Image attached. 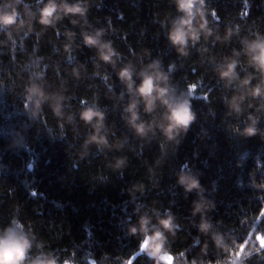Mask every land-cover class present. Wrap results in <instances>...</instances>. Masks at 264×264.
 I'll list each match as a JSON object with an SVG mask.
<instances>
[{
	"label": "trees",
	"instance_id": "16d2710c",
	"mask_svg": "<svg viewBox=\"0 0 264 264\" xmlns=\"http://www.w3.org/2000/svg\"><path fill=\"white\" fill-rule=\"evenodd\" d=\"M46 3L0 0V8L9 4L20 14L16 23L0 29V228L19 219L35 236L30 255L53 252L61 264H154L139 251V234L129 235L128 229L145 213L155 224L153 210L161 215L170 210L180 225L168 235L173 264L177 259L231 264L239 251L233 241L247 242L244 251H251L248 259L241 255L243 264H264V249L260 255L251 248L259 246L257 235L264 237V100L246 99L241 114H230L224 98L235 90L226 89L214 71L241 48V37L264 34V0H206L209 12L215 11L207 15L208 26L221 40L202 37L187 57L167 40L177 15L171 0H86V22L66 16L51 26L39 23ZM235 27L239 36L225 42L226 30ZM99 29L120 53L115 66L99 61L96 49L83 43L82 33ZM67 33L74 34L71 41ZM157 59L165 71L175 65L170 75L178 91L206 89L203 101H191L196 119L178 143L164 140L158 130L138 137L122 118L128 97L117 72L126 64L139 71ZM33 85L49 97L39 111L28 98ZM58 97L64 98L59 117L50 107ZM91 106L105 113L111 147L86 143L93 129L79 114ZM142 108V120H160L161 110L149 115ZM250 114L258 117V133L246 137L241 133ZM118 159L125 164L116 169ZM182 170L199 179L201 194L213 205L206 215L226 248L198 231L200 216L191 212L199 197L177 184ZM139 185L143 191H133Z\"/></svg>",
	"mask_w": 264,
	"mask_h": 264
},
{
	"label": "clouds",
	"instance_id": "9594fccd",
	"mask_svg": "<svg viewBox=\"0 0 264 264\" xmlns=\"http://www.w3.org/2000/svg\"><path fill=\"white\" fill-rule=\"evenodd\" d=\"M175 6L177 15L170 22L167 32V40L181 57L189 55V49L196 47L201 38L205 41L214 36L213 30L209 28L207 15L215 16V11L206 8V0H171ZM11 9V10H9ZM88 5L86 0H76L75 3H69L68 0H47V3L40 9L39 23L45 26L54 25L55 22L66 16H78L86 22ZM19 13L9 4L0 8V29L7 28L16 23ZM23 23V21H21ZM72 24H77V20H72ZM74 34L67 33L69 40ZM233 35L239 36V28H228L223 40L229 41ZM83 43L89 48H95L98 60L105 64L115 66L120 59V53L112 46V42L102 39L104 30L99 29L94 33H82ZM252 38L247 36L240 38L241 48L233 50L230 56L224 57L215 67V74L226 89H234V94L229 98H224V103L229 109L230 114H241L244 109L242 105L246 99L264 100V34L255 31L251 34ZM219 35L214 36V41H220ZM206 51V49H204ZM241 56L245 58L241 61ZM239 69V70H238ZM250 72L243 77L240 71ZM175 70V65L170 64L167 71L162 67L160 60H153L142 67L139 71L131 64H126L117 72L120 83L124 86L127 93V103L123 106V119L126 124L134 131L136 136L144 138L149 133L156 135V130L168 142L178 143L177 138L186 133L196 116L192 110L191 87L187 91H178L177 87L171 81V73ZM100 75L99 73H96ZM105 81L109 79L107 75L101 77ZM137 80L139 83H137ZM253 80L257 82L253 84ZM111 90V86H109ZM28 98L34 103L35 110L39 111L42 104L49 99L47 94L39 86L33 85L27 90ZM125 92L120 93L118 99L124 100ZM63 97H58L56 102L51 104L52 110L56 116H62ZM141 105L144 114H154L160 111V120L141 119ZM252 107L251 103L248 105ZM260 107L264 108V105ZM35 114V113H34ZM80 120L93 129L92 135L86 143L95 144L97 149L111 147L107 138L105 129V113L96 106L86 107L79 114ZM71 119V117H69ZM249 123L243 129L242 135L252 137L257 135L258 117L249 115ZM117 149L122 147L118 143L114 145ZM125 164L124 159H118L115 165L116 169ZM177 184L183 188L185 193L195 191L199 199L193 201V216L199 214L200 223L197 229L200 233L211 234L212 239L218 248L224 249V237L213 232V224L206 213L213 208L210 201L204 199L201 194L199 179L191 172L181 171L177 176ZM143 185L134 186L133 191H143ZM138 211V209H137ZM264 214V209H262ZM156 217V223H152V216L145 213L139 217L137 225H131L128 229L129 235L137 236L139 234V251L144 253L154 264H173V258L169 254L168 235H175L180 225L176 222V217L170 210H165L161 215L159 211L153 210ZM35 236L30 230H26L24 224L16 218H13L10 224L0 228V264H61L57 255L53 252L39 251L35 256L30 255L34 246ZM256 241L259 246L253 245L255 251L262 255L264 249V238L257 235ZM245 244L237 245L233 241V247H238L239 251L235 253V258L231 264H243L241 255L244 259L251 256V251L245 252ZM37 249H43L42 243L35 244ZM207 245L202 248L206 254ZM139 254V253H137ZM181 257L184 253L181 252ZM122 264H128L122 261ZM180 264V259H177ZM190 264H197L193 259ZM217 264H223L218 261Z\"/></svg>",
	"mask_w": 264,
	"mask_h": 264
},
{
	"label": "rangeland",
	"instance_id": "374dc122",
	"mask_svg": "<svg viewBox=\"0 0 264 264\" xmlns=\"http://www.w3.org/2000/svg\"><path fill=\"white\" fill-rule=\"evenodd\" d=\"M190 87L185 88V91H187ZM192 91V99L191 101H203L206 93V89L202 87H191Z\"/></svg>",
	"mask_w": 264,
	"mask_h": 264
},
{
	"label": "snow or ice",
	"instance_id": "6c2138e0",
	"mask_svg": "<svg viewBox=\"0 0 264 264\" xmlns=\"http://www.w3.org/2000/svg\"><path fill=\"white\" fill-rule=\"evenodd\" d=\"M262 238H264V237H262Z\"/></svg>",
	"mask_w": 264,
	"mask_h": 264
}]
</instances>
